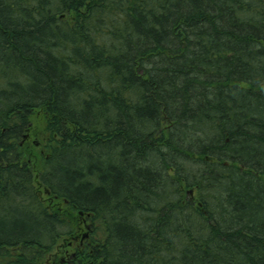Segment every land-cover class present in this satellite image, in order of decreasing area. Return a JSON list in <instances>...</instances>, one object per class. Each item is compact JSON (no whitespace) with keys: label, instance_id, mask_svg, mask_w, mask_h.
<instances>
[{"label":"trees","instance_id":"16d2710c","mask_svg":"<svg viewBox=\"0 0 264 264\" xmlns=\"http://www.w3.org/2000/svg\"><path fill=\"white\" fill-rule=\"evenodd\" d=\"M82 221L78 264H264V0H0V264Z\"/></svg>","mask_w":264,"mask_h":264},{"label":"flooded vegetation","instance_id":"af4514ba","mask_svg":"<svg viewBox=\"0 0 264 264\" xmlns=\"http://www.w3.org/2000/svg\"><path fill=\"white\" fill-rule=\"evenodd\" d=\"M89 221L83 222L81 224L78 225V227L76 228V232H73L70 236V241L69 243L64 247L61 248L60 250V255H62L61 257V263L62 264H78L76 261V253H75V249L79 246H82L84 244V242L86 241V239L89 238V234L87 236H83L82 231L90 228L91 224ZM91 229V228H90ZM88 230V229H87ZM47 263V262H46ZM48 264V263H47Z\"/></svg>","mask_w":264,"mask_h":264},{"label":"rangeland","instance_id":"374dc122","mask_svg":"<svg viewBox=\"0 0 264 264\" xmlns=\"http://www.w3.org/2000/svg\"><path fill=\"white\" fill-rule=\"evenodd\" d=\"M84 222V221H83ZM76 232V231H75ZM87 232V229L83 230L82 233H86ZM70 235H65L63 236L57 243V245L55 246L54 250L48 254L45 259H44V264H62L61 263V257L62 253H60V249L61 248H64L70 241ZM47 262V263H46Z\"/></svg>","mask_w":264,"mask_h":264},{"label":"water","instance_id":"95a60500","mask_svg":"<svg viewBox=\"0 0 264 264\" xmlns=\"http://www.w3.org/2000/svg\"><path fill=\"white\" fill-rule=\"evenodd\" d=\"M79 214L82 215V213H79ZM87 229H89V228L87 227ZM87 235H88L87 232L83 234V236H87Z\"/></svg>","mask_w":264,"mask_h":264},{"label":"bare ground","instance_id":"6f19581e","mask_svg":"<svg viewBox=\"0 0 264 264\" xmlns=\"http://www.w3.org/2000/svg\"><path fill=\"white\" fill-rule=\"evenodd\" d=\"M163 111V110H162ZM188 192H190V191H188ZM200 205V204H199Z\"/></svg>","mask_w":264,"mask_h":264}]
</instances>
